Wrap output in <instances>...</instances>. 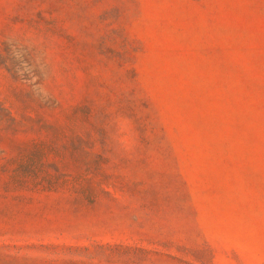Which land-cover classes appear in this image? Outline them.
Returning <instances> with one entry per match:
<instances>
[{
    "label": "rangeland",
    "instance_id": "obj_1",
    "mask_svg": "<svg viewBox=\"0 0 264 264\" xmlns=\"http://www.w3.org/2000/svg\"><path fill=\"white\" fill-rule=\"evenodd\" d=\"M0 264H264V0H0Z\"/></svg>",
    "mask_w": 264,
    "mask_h": 264
}]
</instances>
